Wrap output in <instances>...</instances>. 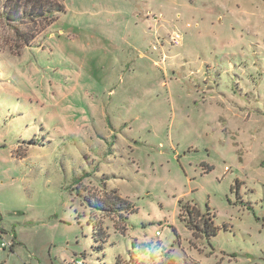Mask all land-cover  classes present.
<instances>
[{
    "label": "rangeland",
    "instance_id": "obj_1",
    "mask_svg": "<svg viewBox=\"0 0 264 264\" xmlns=\"http://www.w3.org/2000/svg\"><path fill=\"white\" fill-rule=\"evenodd\" d=\"M58 1L31 47L0 21V264H117L134 239L264 264V0ZM104 182L136 209L95 212L106 243L83 197Z\"/></svg>",
    "mask_w": 264,
    "mask_h": 264
},
{
    "label": "trees",
    "instance_id": "obj_2",
    "mask_svg": "<svg viewBox=\"0 0 264 264\" xmlns=\"http://www.w3.org/2000/svg\"><path fill=\"white\" fill-rule=\"evenodd\" d=\"M65 10L58 0H0V21H4L11 29L15 38L22 43V47L33 46L36 36L51 27L58 19L57 14ZM25 27V28H23ZM24 30H27L24 31ZM35 31V32H33ZM36 34V36H35ZM86 177V176H85ZM84 177V178H85ZM108 179V178H107ZM83 185V184H81ZM77 188L79 196L84 193V187ZM108 183L104 182V195L93 197L89 193L83 195L85 202L93 211L89 225L94 227L97 242H107L109 233L103 225V221L96 220L95 212L106 216H117L126 222L128 215L135 212V205L128 198L121 196L116 189L110 190ZM180 218L185 226L193 234L194 238L205 239L212 244L221 228L215 223V215L210 211L203 212L198 203L180 201ZM85 216L84 214L81 215ZM117 228L120 223L115 224ZM122 226L126 227V224ZM117 264H193L179 263L173 257L171 251L159 249V243L155 246L151 242L134 239L129 249V259L117 258Z\"/></svg>",
    "mask_w": 264,
    "mask_h": 264
},
{
    "label": "built area",
    "instance_id": "obj_3",
    "mask_svg": "<svg viewBox=\"0 0 264 264\" xmlns=\"http://www.w3.org/2000/svg\"><path fill=\"white\" fill-rule=\"evenodd\" d=\"M158 234H159V232H158Z\"/></svg>",
    "mask_w": 264,
    "mask_h": 264
}]
</instances>
